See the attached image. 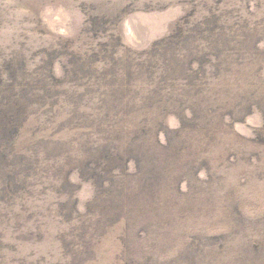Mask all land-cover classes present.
Wrapping results in <instances>:
<instances>
[{
    "label": "rangeland",
    "instance_id": "obj_1",
    "mask_svg": "<svg viewBox=\"0 0 264 264\" xmlns=\"http://www.w3.org/2000/svg\"><path fill=\"white\" fill-rule=\"evenodd\" d=\"M0 264H264V0H0Z\"/></svg>",
    "mask_w": 264,
    "mask_h": 264
}]
</instances>
